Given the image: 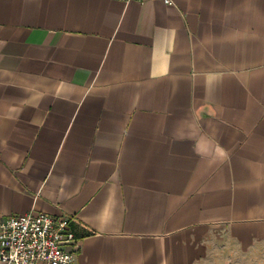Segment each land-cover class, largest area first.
Masks as SVG:
<instances>
[{"label":"crops","instance_id":"crops-1","mask_svg":"<svg viewBox=\"0 0 264 264\" xmlns=\"http://www.w3.org/2000/svg\"><path fill=\"white\" fill-rule=\"evenodd\" d=\"M171 1L0 0V223L74 264L264 246V0Z\"/></svg>","mask_w":264,"mask_h":264},{"label":"built area","instance_id":"built-area-1","mask_svg":"<svg viewBox=\"0 0 264 264\" xmlns=\"http://www.w3.org/2000/svg\"><path fill=\"white\" fill-rule=\"evenodd\" d=\"M129 2L130 0H122ZM172 5L171 0H162ZM66 216L27 213L0 223V264H74L64 249L75 240Z\"/></svg>","mask_w":264,"mask_h":264},{"label":"rangeland","instance_id":"rangeland-1","mask_svg":"<svg viewBox=\"0 0 264 264\" xmlns=\"http://www.w3.org/2000/svg\"><path fill=\"white\" fill-rule=\"evenodd\" d=\"M196 264H264V246L241 252L232 245L221 244Z\"/></svg>","mask_w":264,"mask_h":264}]
</instances>
